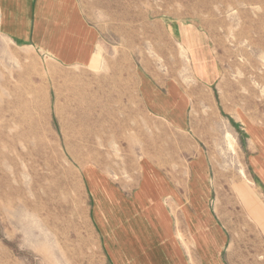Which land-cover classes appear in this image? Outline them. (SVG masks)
I'll use <instances>...</instances> for the list:
<instances>
[{
    "label": "rangeland",
    "instance_id": "1",
    "mask_svg": "<svg viewBox=\"0 0 264 264\" xmlns=\"http://www.w3.org/2000/svg\"><path fill=\"white\" fill-rule=\"evenodd\" d=\"M15 1L0 0V264H264V0ZM177 21L209 32L216 88Z\"/></svg>",
    "mask_w": 264,
    "mask_h": 264
},
{
    "label": "crops",
    "instance_id": "2",
    "mask_svg": "<svg viewBox=\"0 0 264 264\" xmlns=\"http://www.w3.org/2000/svg\"><path fill=\"white\" fill-rule=\"evenodd\" d=\"M18 1L26 5L31 0ZM18 1L16 0L15 3H19ZM15 25V32H12L14 36L20 40H30V21L27 22L26 19L19 18L16 19ZM168 28L174 43L186 53L196 82L208 89L216 88L222 75V68L215 54L209 32L193 21H177L173 24L171 22ZM182 263L184 264V262ZM186 264L188 263L186 262Z\"/></svg>",
    "mask_w": 264,
    "mask_h": 264
},
{
    "label": "bare ground",
    "instance_id": "3",
    "mask_svg": "<svg viewBox=\"0 0 264 264\" xmlns=\"http://www.w3.org/2000/svg\"><path fill=\"white\" fill-rule=\"evenodd\" d=\"M75 127L77 128V125H75ZM83 126L81 125L80 127H79V129H81ZM133 165V164H132ZM133 167V166H132Z\"/></svg>",
    "mask_w": 264,
    "mask_h": 264
}]
</instances>
